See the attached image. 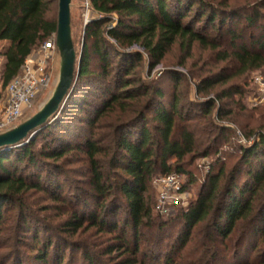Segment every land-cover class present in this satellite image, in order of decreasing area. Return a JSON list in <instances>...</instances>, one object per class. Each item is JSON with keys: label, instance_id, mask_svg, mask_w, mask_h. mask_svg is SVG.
Returning a JSON list of instances; mask_svg holds the SVG:
<instances>
[{"label": "trees", "instance_id": "trees-1", "mask_svg": "<svg viewBox=\"0 0 264 264\" xmlns=\"http://www.w3.org/2000/svg\"><path fill=\"white\" fill-rule=\"evenodd\" d=\"M55 4L54 0H0V42H8L2 54L0 105L24 60L56 34ZM90 5L99 19L86 27L81 52L75 50L74 84L61 111L31 140L0 152V235L7 230L3 227L4 210H16L21 220L19 231L29 234L35 252L30 258L38 264H63L68 248L81 251L87 264L102 263L89 245L70 240L91 228L112 234L115 245L103 254H128L120 264H264V107L248 110L242 104L245 91L240 88L224 89L211 99L192 100L183 107L176 92L177 74L167 76L173 83L172 94L165 99L166 92L158 81L149 83L133 72L144 54L149 73L154 71L176 43L186 53L194 43L209 48L216 52L218 63L234 67L237 77L264 69V15L259 10L264 0L254 3L258 13L249 15L242 27L231 24L225 30L227 9L209 0H90ZM113 16L116 25L106 27ZM253 28L262 33H244ZM224 36L229 38V51H217ZM93 60L98 71L91 69ZM232 77L218 73L202 79L197 93L206 94ZM93 79L106 85L97 105L89 100L95 94L90 84ZM224 100L232 107L223 105ZM90 105L91 117L84 122L90 128L86 135L71 120L74 111L84 112ZM149 112L152 127L145 122ZM106 115H112L113 120L107 127L112 147H103V140L92 132L97 120ZM45 131L55 147L36 158L32 146ZM228 134L235 135V141H244L233 148L239 156L236 165L226 172L225 160L219 157L186 209L180 208L175 216L154 213L150 184L156 171L184 177L182 191H186L196 181L187 168L212 152L220 155L222 150H215L216 145L219 141L227 144ZM70 139L82 141L73 144ZM70 151L83 153L88 166L90 190L84 192L83 201L62 197V185L58 180L52 182L57 173L46 170L50 166L61 172L60 165L50 162ZM28 168L30 173L24 177ZM44 171V182H52V187L41 180ZM29 192L45 193L62 206L68 202L78 206L62 222L63 233H47L43 227L46 223L27 206ZM86 197L94 201L92 211ZM121 213L124 217L119 216ZM173 219L181 223V233L171 244L161 245ZM151 234L157 236L155 242ZM6 240L17 242L18 236L15 233ZM191 241L193 248L182 254ZM142 242L161 245L165 251L161 253L158 247L150 255L141 249ZM1 248L0 264H24L22 254L4 256Z\"/></svg>", "mask_w": 264, "mask_h": 264}, {"label": "rangeland", "instance_id": "rangeland-1", "mask_svg": "<svg viewBox=\"0 0 264 264\" xmlns=\"http://www.w3.org/2000/svg\"><path fill=\"white\" fill-rule=\"evenodd\" d=\"M213 1L215 5H219L222 3L223 7L227 9L226 15V24L223 27L224 30L228 28L231 24L239 25L242 27V24L244 23L245 19L249 15H256L258 13V10L254 8V3L258 2L259 0H209ZM56 3L54 5V9L56 12V15L58 13V0H54ZM197 4H194L193 6V12L195 13L197 11ZM259 9V8H258ZM260 13L264 15V7L259 9ZM70 16H71V37L72 42L74 45V48L76 52L79 54L82 49V43L85 41L84 32L86 30V27L92 23L95 20L99 19V15H97L95 12H92L90 16H86V12L82 9L81 1L80 0H71V7H70ZM116 18L113 16L112 21H110L108 24H106V27L112 28L116 25L115 22ZM215 26H217V20L215 21ZM201 27V24L198 25L197 28ZM239 27V28H240ZM224 32V31H223ZM244 33H253L255 35L261 34L262 32L259 31L257 28H253L250 30H245ZM214 38V37H212ZM248 39V38H247ZM213 41V40H211ZM222 46L219 47L217 51L224 52L225 50L229 51V48L226 46V44L229 41V38L223 37L222 38ZM216 43H218L216 41ZM8 46V42L3 41L0 42V55L3 54L4 49ZM38 48V47H37ZM36 48V49H37ZM35 49V50H36ZM135 51H140L138 47L133 48ZM113 58V57H112ZM114 59V58H113ZM115 62V60H114ZM96 61L93 60L91 62V69L97 70L98 68L96 66ZM59 71H60V56L57 55L53 58V61L50 63L47 73L49 75L50 81L48 86L38 94L37 98L32 104V107L24 113V115L19 120V123H22L23 121L27 120L28 118L32 117L35 113H37L43 105L49 100V98L52 96L56 85L59 80ZM133 72L136 74L141 75L144 80L151 83L152 81H158L160 83V86L165 90L166 96L165 99H168V97L172 94V83L168 75L177 74L178 77V84L176 88V92L178 97L181 99L180 105L183 107H188V103L192 100H206L211 99L215 97L218 93H221L224 89H230V88H240L245 91V95L243 96L242 104L250 110L255 107H264V103L262 104H256L255 98L258 94L257 86L254 82L255 78H262L264 80V69L259 71L250 72L242 77L234 76L235 69L234 67L227 63V62H217L216 61V52H213L209 48L202 47L198 43H194L188 53L183 51L179 44L176 43L173 45V47L170 49L168 54L166 55L164 61L160 66H158L154 71L149 73L148 70V59L147 56L144 54V58L140 60L139 62L135 63L133 67ZM223 73L224 75L232 76L233 77L225 84L216 86L213 90L207 91L206 94L204 92L197 93V85L200 84L202 79L212 77L215 74ZM92 84V87H95V94L93 97H91L89 100H91L92 104L97 105L102 101L100 100L99 94L101 92V89L104 88L105 83H102L101 80L97 81L93 79V81L90 82ZM5 94V92H4ZM6 98V94H5ZM90 102V101H89ZM223 105H227V107L231 108L232 104L229 100L222 101ZM5 104V99L0 105V115L1 111L3 110ZM93 106L90 105L86 108L84 112H78L74 111L73 119L71 120V124H74L77 129H82V133L87 134L86 129H90L86 127V120L90 119V115H88L90 109ZM215 108H213L212 112L215 111ZM79 117H81L83 120L82 122L79 120ZM111 117V118H110ZM152 114L149 112L147 114V125L153 126L151 123ZM85 122V123H84ZM112 115H106L105 118L101 120H97V122L93 126L92 132L97 133V135L100 136V138L103 140L102 146L103 147H112V144L110 142V130L108 125L112 123ZM78 124L80 126H78ZM96 124L99 125L100 128H96ZM84 125V127H83ZM73 129L77 130L72 126ZM96 128V129H95ZM81 132V131H80ZM86 132V133H85ZM55 135H58L59 137H62L61 135L54 132ZM59 133V132H58ZM227 144H224L223 142L219 141L218 145H216V149H221L222 152L220 155H215L214 152H212L210 155H208L206 158H198L194 164L187 168L192 175L195 176L196 181L190 188H188L186 191H182L183 184H185L186 180L182 176H178L176 174H170L168 176L163 175L159 170L156 171L154 176L151 179L150 184V195L153 198V212L162 216L166 217L168 215L175 216L177 211L180 208L186 209L188 204L196 198V196L199 193V190L201 186L205 183L206 174L210 169V166L214 164L219 157H221L223 160H225V171L228 172L231 170L238 161V155L235 153L236 151L233 150V148H236L239 142H242L243 140L237 139L235 141L233 134H228ZM52 137L46 134V131L39 136V138L36 140L35 144L32 146V151L34 152V156L36 158L41 157V152H45L51 148L55 147V144H52ZM70 143L73 144H79L80 141H74L73 139L69 140ZM79 142V143H78ZM244 142V141H243ZM248 143V142H247ZM50 163H55L56 165H60L62 168V171L54 170V167H46V170H50L51 174L57 173V177L53 179L52 182L55 180H58L59 183L62 185V190L60 192V195L63 196H70V197H77L80 201H83L85 199L84 192L89 191L90 187L88 185V166L85 160V156L83 153L77 152V151H70L66 153V155L57 161L51 160ZM169 163L172 162V160L168 161ZM31 168L24 170V177L30 173ZM217 170V167L214 168V171ZM28 172V173H27ZM47 171H44L40 173L41 180L44 182V179L46 177ZM173 176L174 179H176V184H174L172 187H166L164 190L162 186L160 185V179H166ZM52 182L50 183L45 180L44 184H47V186L52 187ZM162 193L165 195V204L162 205L163 210L160 212L157 209V206L159 201L162 199ZM86 201L89 204V210L92 211L94 209V201H92L89 197H86ZM25 201L27 203V206H29L33 211H35V215H38L40 219L45 222L44 229L46 228L48 234H54L55 232L60 233L62 227V222L69 218L70 215L68 214L69 211H72L74 209H78V206H75L72 202L64 203L63 206L61 203H54L53 201H50V198H48L47 194L42 192H29L28 195L25 197ZM124 213V212H123ZM121 213L119 216L124 217V214ZM4 224L3 227H5L7 230L3 231V233L0 235V245H2L1 248V254L2 255H12L15 256V253L22 254V258H24L25 262L24 264H38L32 260V257L35 252H32L31 250V244L32 240L29 238V234H26L23 231H19V225L21 224V220L19 218V215L16 210H4ZM9 217V220L7 219ZM172 224L167 227L165 230V233L163 234V239L160 242L161 245L172 243L175 241L178 236L181 233V223L178 222V220L173 219ZM20 223V224H19ZM50 225L54 228H47ZM47 226V227H46ZM201 226L197 227L199 229ZM45 230V231H46ZM60 230V231H59ZM196 231V230H193ZM63 233V230L61 231ZM17 234L18 240L17 242L11 243L6 242V239H9L11 236L13 237V234ZM66 235V234H65ZM112 235V234H111ZM110 234H104L98 232L96 229H89L84 230L82 232H78L76 235L72 236L70 238L73 242H79L81 245H89L95 252V257H99V260L102 261V263L98 264H120L122 261H124L128 254H121L122 252H114L110 256H104L103 252L107 247H110L111 245H115V240H113V236ZM153 235V234H151ZM149 238V236H147ZM153 240H157V236L155 238V235H153ZM21 240V241H19ZM160 244V243H159ZM5 245V246H4ZM159 246L154 245H148L145 242L140 243L141 249L146 250V252L153 253L154 249H158ZM194 242H189L185 248L182 250V254H184L185 251L188 249L193 248ZM162 248V247H161ZM164 248L161 249V253L164 250ZM173 255V254H172ZM139 257V256H138ZM176 258V256L174 257ZM70 260V261H69ZM98 260V261H99ZM73 262V264H87L84 262L82 252L76 251L73 248H68L66 250V258L64 259L63 264ZM97 261V262H98ZM68 263V264H69Z\"/></svg>", "mask_w": 264, "mask_h": 264}, {"label": "built area", "instance_id": "built-area-1", "mask_svg": "<svg viewBox=\"0 0 264 264\" xmlns=\"http://www.w3.org/2000/svg\"><path fill=\"white\" fill-rule=\"evenodd\" d=\"M82 9L86 16L93 12L90 0H80ZM59 55L56 46V34L44 41L36 50H34L25 60L21 71L6 87L5 104L0 115V134L16 127L19 120L31 107L38 94L42 92L49 84L50 78L47 73L50 63L55 56ZM3 55H0V71L3 66ZM258 94L254 99L256 104L264 103V80L255 78ZM175 178V177H174ZM173 176L160 179V185L165 190L166 187H172L176 184ZM165 195L162 193V199L159 201L157 209L162 212V205L165 204Z\"/></svg>", "mask_w": 264, "mask_h": 264}, {"label": "water", "instance_id": "water-1", "mask_svg": "<svg viewBox=\"0 0 264 264\" xmlns=\"http://www.w3.org/2000/svg\"><path fill=\"white\" fill-rule=\"evenodd\" d=\"M70 7L71 0H58L56 46L60 56V71L56 88L37 113L13 129L0 134V152L31 140L39 130L56 117L72 91L76 53L71 37Z\"/></svg>", "mask_w": 264, "mask_h": 264}]
</instances>
